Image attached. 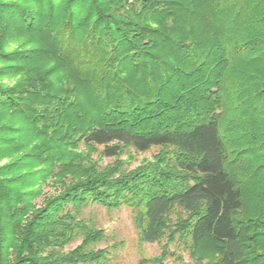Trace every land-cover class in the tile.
<instances>
[{
    "label": "trees",
    "instance_id": "trees-1",
    "mask_svg": "<svg viewBox=\"0 0 264 264\" xmlns=\"http://www.w3.org/2000/svg\"><path fill=\"white\" fill-rule=\"evenodd\" d=\"M90 203L264 264V0H0V264H102Z\"/></svg>",
    "mask_w": 264,
    "mask_h": 264
},
{
    "label": "rangeland",
    "instance_id": "rangeland-1",
    "mask_svg": "<svg viewBox=\"0 0 264 264\" xmlns=\"http://www.w3.org/2000/svg\"><path fill=\"white\" fill-rule=\"evenodd\" d=\"M157 150L158 147H152L146 151L127 148L119 159L124 162L127 169H130L146 160H151ZM93 157L98 156L93 154ZM113 159L104 156L99 160V164L105 165ZM54 191L52 184H45L43 195L36 198L35 202L40 204L43 196L53 194ZM179 214L182 213L173 210L166 222H173ZM81 216L87 223L104 230L105 238L95 244L98 248L107 247L108 249L102 264H206L217 251V246L209 238L203 239L196 248H193L189 242L179 238L173 242L169 241L167 231L158 241H140L131 210L127 206L107 210L98 203H90L83 207ZM79 241L80 238L75 239L66 245L64 250L73 248Z\"/></svg>",
    "mask_w": 264,
    "mask_h": 264
}]
</instances>
